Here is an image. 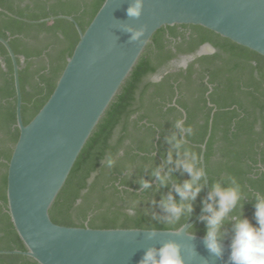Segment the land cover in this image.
I'll list each match as a JSON object with an SVG mask.
<instances>
[{"label":"trees","instance_id":"trees-1","mask_svg":"<svg viewBox=\"0 0 264 264\" xmlns=\"http://www.w3.org/2000/svg\"><path fill=\"white\" fill-rule=\"evenodd\" d=\"M103 2L0 0V37L8 40L19 66L24 125L48 100L79 40L74 23L56 16H71L83 32ZM50 17L56 18L40 21ZM205 44L213 52L197 54ZM181 56L193 58L151 80ZM0 99V251H24L6 202L7 162L19 130L12 61L1 42ZM177 118L192 126L191 135L174 127ZM173 133L184 136L187 146L198 152L200 167L205 144L209 188L232 174L246 189L264 192V172L259 170L264 167V56L202 26L159 28L77 156L49 210L52 222L94 229H178L187 219L168 225L161 207L170 192L179 201L174 187L189 179L166 162L170 149L175 158L167 140ZM109 155L115 159L111 167L105 164ZM161 165L164 172L172 169L167 184L153 175ZM142 179L151 187L144 189ZM203 196L204 189L193 201L192 218ZM253 213V203L246 202L245 216L253 219ZM205 231L200 218L188 229L199 236ZM0 264L38 263L4 253Z\"/></svg>","mask_w":264,"mask_h":264},{"label":"water","instance_id":"water-1","mask_svg":"<svg viewBox=\"0 0 264 264\" xmlns=\"http://www.w3.org/2000/svg\"><path fill=\"white\" fill-rule=\"evenodd\" d=\"M130 2L104 0L83 32L71 16H56L74 23L79 40L53 92L26 125L21 118L19 66L8 40L0 37L12 61L19 130L7 162L6 202L25 247L0 254H20L38 264H137L148 246L175 240L185 264H227V243L220 259L207 250L204 236L186 231L202 214L209 190L206 174L199 212L175 230L94 229L58 225L50 219L49 210L77 156L159 28L202 26L264 56V0H144L139 19L127 16ZM126 25L143 29L137 41L130 39ZM204 151L202 144L200 162L205 170ZM152 231L155 238L149 240Z\"/></svg>","mask_w":264,"mask_h":264},{"label":"clouds","instance_id":"clouds-1","mask_svg":"<svg viewBox=\"0 0 264 264\" xmlns=\"http://www.w3.org/2000/svg\"><path fill=\"white\" fill-rule=\"evenodd\" d=\"M143 8L144 0H131L126 9L127 16L139 19ZM125 28L131 33L132 41H137L143 31L136 30L132 25H126ZM174 127L188 135L193 133L192 126L186 125L183 118H177ZM167 140L175 149V158L170 149L166 162L189 175V179L174 187L179 201L172 192L161 201V207L167 213L166 224L175 225L193 214V201L204 189L205 170L199 165L198 152L187 146L184 136L173 133ZM114 163V157L109 155L105 161L106 166L111 167ZM259 170L264 172V167ZM171 172L172 169L164 172L161 165L153 171V175L160 184H167ZM140 183L144 189L151 187L148 180L142 179ZM248 201L253 203L255 222L244 214V206ZM200 220L206 225L204 245L215 257L224 259V245L227 241V264H264V192L246 189L236 176L229 174L211 184ZM225 225H230V229H226ZM154 238L155 231H152L147 239ZM137 264H185V260L180 245L175 240H168L159 246L150 245L145 248Z\"/></svg>","mask_w":264,"mask_h":264},{"label":"rangeland","instance_id":"rangeland-1","mask_svg":"<svg viewBox=\"0 0 264 264\" xmlns=\"http://www.w3.org/2000/svg\"><path fill=\"white\" fill-rule=\"evenodd\" d=\"M211 52H213L212 48L210 46H208V45H204L198 50L197 54H199V55H201V54H209ZM191 59H192L191 56H182V57H180L178 59L173 60L167 67H165L163 70H161L160 73H158L157 75L153 76L151 78V80H153V81L158 80L160 75L163 74L166 71L174 70V69H177V68H180V67H184L188 63V61L191 60Z\"/></svg>","mask_w":264,"mask_h":264},{"label":"flooded vegetation","instance_id":"flooded-vegetation-1","mask_svg":"<svg viewBox=\"0 0 264 264\" xmlns=\"http://www.w3.org/2000/svg\"><path fill=\"white\" fill-rule=\"evenodd\" d=\"M182 57V56H181ZM193 58V56H191ZM180 58V57H179Z\"/></svg>","mask_w":264,"mask_h":264}]
</instances>
